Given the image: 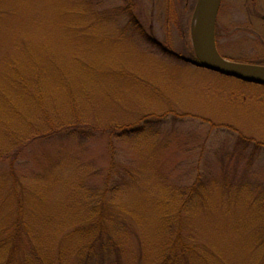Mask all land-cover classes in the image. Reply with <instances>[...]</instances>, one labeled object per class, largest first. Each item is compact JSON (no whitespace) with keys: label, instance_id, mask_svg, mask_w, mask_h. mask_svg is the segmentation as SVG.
I'll use <instances>...</instances> for the list:
<instances>
[{"label":"rangeland","instance_id":"rangeland-1","mask_svg":"<svg viewBox=\"0 0 264 264\" xmlns=\"http://www.w3.org/2000/svg\"><path fill=\"white\" fill-rule=\"evenodd\" d=\"M197 1L135 0L146 40L119 12L121 0H0V148L8 128L18 138L12 157L0 158V216L15 220V207L28 206L34 243L53 246L72 211L88 214L90 195L116 194L100 214L120 253L88 264H157V246L176 237L207 264H264V87L159 49H193ZM216 26L222 57L264 60V0H221ZM150 115L155 133L117 136ZM74 120L88 139L61 128L49 141H26ZM198 184L203 199L183 213L179 234H162L164 194ZM75 246L63 264H77Z\"/></svg>","mask_w":264,"mask_h":264},{"label":"trees","instance_id":"trees-1","mask_svg":"<svg viewBox=\"0 0 264 264\" xmlns=\"http://www.w3.org/2000/svg\"><path fill=\"white\" fill-rule=\"evenodd\" d=\"M194 1V0H193ZM122 7L119 9L123 15H127L129 21L136 23L135 17L133 15V8L135 6V0H121ZM193 7L191 6L189 9V13L192 11ZM135 30L138 32L143 39L149 40V35L144 33L141 26L135 24ZM215 38L219 39L218 28H215ZM158 46V44L156 45ZM159 49L168 56L174 58L177 61L183 62L185 64H189L186 60H195V54L192 47L189 48L188 52L184 54L176 53L172 50L167 49L162 44L159 45ZM250 64L263 65L264 60L255 61ZM41 93V92H40ZM39 100V99H38ZM157 118L153 115L146 116L142 119L143 125L140 127H136L135 129H127L122 128V131L117 136L124 137L133 136L138 137L142 133L153 134L155 131L154 127L146 128L148 124H153L156 122ZM156 120V121H155ZM75 124H66L58 121L54 126L48 127L40 133H31L29 137H26L27 143L29 141L35 139H46L50 140L51 135L54 131L57 130V134H62L60 132L61 128H67V133H63L65 138H89L91 133L86 130H83L81 126L77 125V120H74ZM48 122V121H47ZM71 123V122H70ZM77 125V128L75 126ZM32 130H37L33 127ZM10 133V134H9ZM7 137L8 141L6 144H2L3 149L0 148V158L5 157L8 158L9 154L12 157V144H18L17 141H13L16 138L15 134L12 135V129H7ZM9 134V136H8ZM23 135H19V137H23ZM240 140L246 142L247 144L259 146L258 142L255 144L251 139L245 138L243 136L239 137ZM262 146H264L262 144ZM201 187L194 185L192 188L188 190V192L184 193L179 190L177 194H164L163 201L160 203L162 213L161 224H163L164 228L162 230V234L165 236L172 233L174 230V234H178L181 230V223L183 219V213L189 211L191 204L195 200H202L204 194H199ZM86 200V209L89 208L88 214L86 215H78L72 211L70 215L71 224H67L58 230L56 240H54V248L50 245H39L33 242L32 234L29 231V222L27 220V215L31 212L29 207L24 210L18 204L15 207L14 215L15 220H12V212L8 211L4 215L0 216V264H63L64 261V249L68 244L72 241L77 242V246H75L74 255L76 256L77 264H88L94 261V255H99L101 258L108 257L111 252L120 253L117 249L120 247L118 240L114 239V236L111 235L108 224L104 223V219L102 214H100V206L108 203L110 204L114 202L116 194H110L111 199H106L104 196H100L94 198L93 195ZM258 201V199H257ZM18 203V202H17ZM16 203V204H17ZM81 203V202H80ZM82 205V203H81ZM17 210V212H16ZM86 216V217H85ZM13 222V225H12ZM77 223L76 227H81L79 230L68 231V228L72 226V224ZM125 225V224H124ZM127 228V226H124ZM263 235H264V226ZM126 228H118V231L124 232ZM76 233V234H75ZM36 235L34 234V237ZM163 237V236H162ZM97 242H102L101 244ZM162 249L159 245L156 248V252L158 258L161 260L158 261L157 264H195V261H200L202 264H207L208 261L203 257L198 251L195 250L193 246H188L186 243L179 241V238L176 237L175 240L170 243H162ZM58 250V251H57ZM63 256V261L61 256ZM156 259V258H155ZM186 260V261H184ZM153 264H156L155 262Z\"/></svg>","mask_w":264,"mask_h":264},{"label":"water","instance_id":"water-1","mask_svg":"<svg viewBox=\"0 0 264 264\" xmlns=\"http://www.w3.org/2000/svg\"><path fill=\"white\" fill-rule=\"evenodd\" d=\"M220 1H197L195 27L193 26L192 31L195 60H186V62L225 77L264 86V66L234 63L218 53L215 45V22Z\"/></svg>","mask_w":264,"mask_h":264},{"label":"bare ground","instance_id":"bare-ground-1","mask_svg":"<svg viewBox=\"0 0 264 264\" xmlns=\"http://www.w3.org/2000/svg\"><path fill=\"white\" fill-rule=\"evenodd\" d=\"M193 26L195 27V19H194V23H193Z\"/></svg>","mask_w":264,"mask_h":264}]
</instances>
